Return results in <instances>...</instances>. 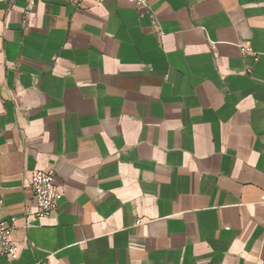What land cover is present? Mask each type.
Here are the masks:
<instances>
[{
	"label": "crops",
	"instance_id": "0c3cea01",
	"mask_svg": "<svg viewBox=\"0 0 264 264\" xmlns=\"http://www.w3.org/2000/svg\"><path fill=\"white\" fill-rule=\"evenodd\" d=\"M25 4L0 0V264H264V0Z\"/></svg>",
	"mask_w": 264,
	"mask_h": 264
},
{
	"label": "built area",
	"instance_id": "2783aa9c",
	"mask_svg": "<svg viewBox=\"0 0 264 264\" xmlns=\"http://www.w3.org/2000/svg\"><path fill=\"white\" fill-rule=\"evenodd\" d=\"M36 1L26 0L24 7L25 14L32 12ZM70 1L76 5H81L83 0ZM132 1L140 5H147V0ZM29 185L38 203V211L36 214L38 216L50 215L57 208L58 201L61 197V192L54 185L53 174L40 169L36 170L33 172ZM137 223L140 224L141 220H137ZM15 229L14 220L8 222L0 219V256H6L10 260L18 257V248L12 239Z\"/></svg>",
	"mask_w": 264,
	"mask_h": 264
}]
</instances>
